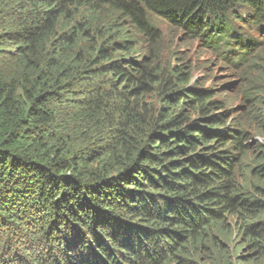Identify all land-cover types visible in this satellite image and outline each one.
<instances>
[{
    "label": "trees",
    "instance_id": "16d2710c",
    "mask_svg": "<svg viewBox=\"0 0 264 264\" xmlns=\"http://www.w3.org/2000/svg\"><path fill=\"white\" fill-rule=\"evenodd\" d=\"M246 21L264 0H0V264H264L263 49L235 105L161 28L239 67Z\"/></svg>",
    "mask_w": 264,
    "mask_h": 264
},
{
    "label": "rangeland",
    "instance_id": "374dc122",
    "mask_svg": "<svg viewBox=\"0 0 264 264\" xmlns=\"http://www.w3.org/2000/svg\"><path fill=\"white\" fill-rule=\"evenodd\" d=\"M241 23H243L241 21ZM241 23H238L240 25ZM243 26L242 33L249 36L248 41L257 44L256 49L248 53L249 61L241 66H236L235 63L239 62L234 58L235 54L239 51V47L235 45V51L231 53L219 52L214 48H209L206 45L207 39L203 37H188L186 33L178 28H174L169 25H163V47L167 50L178 51L179 57L184 59L186 63L190 65V72L192 76V82L196 81L204 86H212L217 89L229 85L231 87L230 93L239 95V98L233 101V103L242 105L241 97L242 92L245 89V80L243 70L247 67L246 65L252 59V56L257 53L259 48L263 49L264 42L261 40L264 35L261 34L260 29H257L251 21H246ZM246 51L242 48L241 51ZM240 51V52H241ZM252 55V56H251Z\"/></svg>",
    "mask_w": 264,
    "mask_h": 264
}]
</instances>
